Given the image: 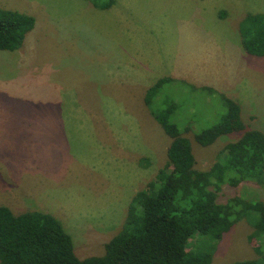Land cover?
<instances>
[{
	"label": "rangeland",
	"instance_id": "rangeland-1",
	"mask_svg": "<svg viewBox=\"0 0 264 264\" xmlns=\"http://www.w3.org/2000/svg\"><path fill=\"white\" fill-rule=\"evenodd\" d=\"M0 6L35 19L19 49L0 50V205L53 214L80 258L103 254L134 194L166 165L170 138L141 106L144 81L170 77L152 107L173 106L170 121L190 140L197 168H209L241 135L209 146L195 141L193 134L224 111L219 94L240 106L246 128L264 132V56L244 50L238 29L246 14L264 13V0H113L108 9L87 0H0ZM111 46L110 66L126 61V46L137 49L125 80L106 77ZM173 71L186 76L171 78ZM238 192L264 201V185L244 184ZM250 231L245 220L234 224L211 264L254 258Z\"/></svg>",
	"mask_w": 264,
	"mask_h": 264
},
{
	"label": "trees",
	"instance_id": "trees-1",
	"mask_svg": "<svg viewBox=\"0 0 264 264\" xmlns=\"http://www.w3.org/2000/svg\"><path fill=\"white\" fill-rule=\"evenodd\" d=\"M87 1L98 9L113 4ZM34 24L33 16L0 6V50L19 49ZM238 29L244 50L264 56V13L246 14ZM167 78L158 79L143 97L151 117L170 138L166 165L134 194L103 254L78 257L71 235L49 212L14 213L0 205V264H211L218 242L241 220L251 228L248 239L256 242V256L229 264H264V201L238 192L244 184L264 185V132L246 128L240 106L219 94L224 111L216 123L193 134L195 141L209 146L224 135H241L224 145L209 168H197L190 140L170 121L173 106L152 107Z\"/></svg>",
	"mask_w": 264,
	"mask_h": 264
},
{
	"label": "crops",
	"instance_id": "crops-1",
	"mask_svg": "<svg viewBox=\"0 0 264 264\" xmlns=\"http://www.w3.org/2000/svg\"><path fill=\"white\" fill-rule=\"evenodd\" d=\"M108 45H110V43H108ZM136 50H137L136 48L129 49L126 46V49L125 48L122 49L124 54H127L126 61H117L112 66H110L108 64L107 60H106V58H109V57L113 56V48H112V46L109 47V49L105 51V60H106L105 69H106V74H107L106 77H107L108 80L111 79V78H117L118 80H125V78L123 76V75H125L124 71L125 70H127V71L128 70H134V68L130 66L128 58L130 57L131 59H133V58L139 57L138 54L136 53ZM13 51H15V50H13ZM119 66L121 67V69L119 68ZM146 69H148V71L151 70V68H149L148 66L146 67ZM137 72H139V71H137ZM139 73L141 74V76H144V74L142 72H139ZM127 75H128V73H127ZM182 75L186 76L185 73H178L176 71H173L171 78H178V76H182ZM188 75L192 76L191 74H188ZM129 80H130V78H129ZM131 80H134V79H131ZM140 80H144V79H140ZM190 81L192 83L194 82L193 80H190ZM154 82L155 81L149 82L148 80H146V81H144V83L142 85V89H143V91H142L143 93L142 94H143V96H142V105L141 106L144 108L145 111H146V108L144 106L143 97H144V94H145L146 90L150 86H152ZM199 84L204 85V84H207V83H204V80H201L199 82Z\"/></svg>",
	"mask_w": 264,
	"mask_h": 264
}]
</instances>
